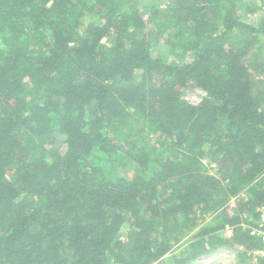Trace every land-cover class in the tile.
<instances>
[{
  "label": "trees",
  "instance_id": "trees-1",
  "mask_svg": "<svg viewBox=\"0 0 264 264\" xmlns=\"http://www.w3.org/2000/svg\"><path fill=\"white\" fill-rule=\"evenodd\" d=\"M250 1L0 0V264L263 247L264 17L242 10L264 0ZM189 86L207 97L184 101Z\"/></svg>",
  "mask_w": 264,
  "mask_h": 264
},
{
  "label": "rangeland",
  "instance_id": "rangeland-1",
  "mask_svg": "<svg viewBox=\"0 0 264 264\" xmlns=\"http://www.w3.org/2000/svg\"><path fill=\"white\" fill-rule=\"evenodd\" d=\"M143 4H151L154 1L156 4H160V0H141ZM251 3L255 2V0H251ZM242 17L247 21L248 23H255L258 20H260L262 17H264V9H262L260 6L258 8H251L246 7L242 10ZM110 42L113 41V39L109 40ZM181 97L184 101H187L189 103H197L202 102V100L207 97L205 95V92L195 86H189L184 89H182ZM206 163L209 165V168L211 172H216L217 169V163L215 161H211L209 159L205 160ZM208 217V214L206 215ZM229 234H231L229 232ZM176 247V246H175ZM182 248H177L176 250ZM179 250V251H180ZM255 250V249H254ZM244 251H247V253L244 255V259L240 258V254ZM178 252V251H177ZM169 256V255H168ZM259 257L254 254L253 250H245L242 246H222L218 249H213L209 251L208 253L201 255L197 258V260L192 264H259ZM171 264H173L171 262Z\"/></svg>",
  "mask_w": 264,
  "mask_h": 264
},
{
  "label": "built area",
  "instance_id": "built-area-1",
  "mask_svg": "<svg viewBox=\"0 0 264 264\" xmlns=\"http://www.w3.org/2000/svg\"><path fill=\"white\" fill-rule=\"evenodd\" d=\"M205 95H207L206 92H205ZM200 103H201V100H200V102L192 103V104L198 105ZM261 221L264 224V211H263V214H262V217H261ZM251 235L261 238V240L264 243V229H261V228H258V227H251ZM253 252H254L255 255H257V257H264V244H263L262 248L255 249V250H253Z\"/></svg>",
  "mask_w": 264,
  "mask_h": 264
}]
</instances>
